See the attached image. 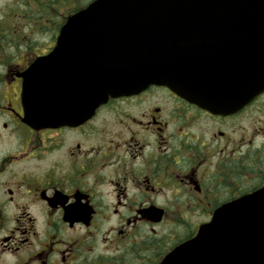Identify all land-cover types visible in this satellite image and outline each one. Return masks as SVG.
Segmentation results:
<instances>
[{"label":"flooded vegetation","instance_id":"flooded-vegetation-1","mask_svg":"<svg viewBox=\"0 0 264 264\" xmlns=\"http://www.w3.org/2000/svg\"><path fill=\"white\" fill-rule=\"evenodd\" d=\"M94 1L0 0V264H161L264 186V92L210 111L149 86L77 122L24 120V74Z\"/></svg>","mask_w":264,"mask_h":264},{"label":"water","instance_id":"water-1","mask_svg":"<svg viewBox=\"0 0 264 264\" xmlns=\"http://www.w3.org/2000/svg\"><path fill=\"white\" fill-rule=\"evenodd\" d=\"M66 27L22 87L26 115L44 124L149 85L211 110L264 91V0H96ZM183 250L187 264H264V186L217 210L162 264H179Z\"/></svg>","mask_w":264,"mask_h":264}]
</instances>
